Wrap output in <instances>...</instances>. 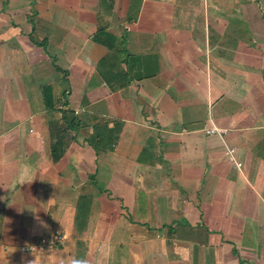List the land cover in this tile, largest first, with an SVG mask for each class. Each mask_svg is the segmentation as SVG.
<instances>
[{
    "label": "crops",
    "instance_id": "crops-1",
    "mask_svg": "<svg viewBox=\"0 0 264 264\" xmlns=\"http://www.w3.org/2000/svg\"><path fill=\"white\" fill-rule=\"evenodd\" d=\"M0 264H264V0H0Z\"/></svg>",
    "mask_w": 264,
    "mask_h": 264
},
{
    "label": "built area",
    "instance_id": "built-area-1",
    "mask_svg": "<svg viewBox=\"0 0 264 264\" xmlns=\"http://www.w3.org/2000/svg\"><path fill=\"white\" fill-rule=\"evenodd\" d=\"M74 112L76 114H78V113H80V110L76 109ZM218 131H219V129L217 127L206 129L207 133H215ZM233 153H234V149H230L229 154H230L231 158L234 159ZM239 165H241V164H239ZM65 242H66V237L61 233H56L55 235L50 236L49 238L43 239V240H41V241H39L33 245L27 246L25 249L27 251H35V250L40 249L44 246L45 247H55V246H58L59 244H64Z\"/></svg>",
    "mask_w": 264,
    "mask_h": 264
}]
</instances>
